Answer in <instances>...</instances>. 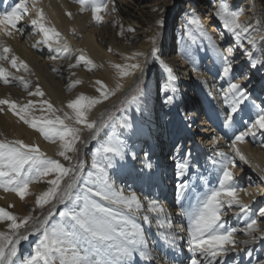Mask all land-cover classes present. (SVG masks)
Here are the masks:
<instances>
[{
    "label": "bare ground",
    "instance_id": "bare-ground-1",
    "mask_svg": "<svg viewBox=\"0 0 264 264\" xmlns=\"http://www.w3.org/2000/svg\"><path fill=\"white\" fill-rule=\"evenodd\" d=\"M234 1L218 0L216 8L219 10L221 4L227 3L230 10H237L236 7L244 1L240 10L242 12L240 22L250 25L249 33L245 35L254 38L255 45H249L247 39L237 41L217 17L218 10L206 14L210 7L203 6L200 11L192 0H180L177 3L176 0H146V3L144 0H103L107 9L100 13L102 16L100 24L93 21L90 9L81 11L78 0H36L34 9L31 8V0H28L32 13L29 11L18 24L23 28V34L14 32L12 37L0 36V51L4 46L9 47L12 50L7 54L9 57L15 55L28 65V71H24L23 68L19 70L12 68L6 61L0 62L11 74L9 84L5 85L0 81V99L8 98L18 105L32 101L33 115L37 117L42 114L49 115L47 105H42L44 100L53 105L57 110L56 115L64 118V114L67 113L72 117L74 113L67 107V103L84 94L100 101L87 110L86 116L88 122H96L97 128L101 129V125L106 123L104 114L110 113L119 103L124 102L125 96L132 91L140 77L139 72L134 75H122L113 66L135 63L136 61L128 60L126 57H131L136 52H143L144 57L138 59L147 58L145 71L150 65L155 68L144 88L145 95L138 97L136 102L131 104L127 102L121 106L118 113L110 121L107 120L108 126L94 136L93 144L88 147L86 156L81 160L84 161V169L74 189V192L83 194L87 188L97 187L90 182L87 173L95 171L91 168L93 153L101 143L113 137L125 141L127 150L134 152L136 159L132 160L128 157L121 162L124 167L119 171L108 169L112 182L118 188H124L126 194L135 192L145 208L147 199L157 200L172 214L173 229L182 237L178 241L179 247L174 249L161 238L159 231L163 230H158L154 222L151 225L145 224L140 217H136V222L145 230L148 247L156 257L151 264H190L193 254L183 245L187 242V219L179 215L181 205L188 206L190 203H195L197 198L209 189L219 186L220 157L217 153L233 155L232 141L235 134L244 131L256 119L257 109L253 105L264 107L262 104L264 68L260 66L252 68L247 57L242 56L244 49H249L254 53V58L264 59V39H261L264 37V0H257L259 3L255 0H236L237 3ZM18 2L19 0H0V11L10 10ZM175 8L178 13H182L176 36L179 47L170 44V41L167 42L170 37L168 35L163 48L155 44L158 55L153 58L150 55L153 47L152 39L153 37L156 39L157 31L162 28L155 22L164 19L166 12L169 9L174 11ZM39 10L43 11L45 26L54 28L60 34L59 43L55 42V38L50 40L49 44L38 43L43 41L44 37L37 28L33 27L31 20L37 18ZM68 13H71V16ZM204 15L208 18L204 19ZM191 18L200 21L207 33L206 36L200 34L197 25L189 23ZM28 30H33V33H30L27 42H22L21 38ZM218 35H222L221 39L216 38ZM208 36H211V42H214L225 55H228L229 48L233 49L232 55L229 56L233 65L230 77H223L221 63L217 59L215 49L211 47ZM65 41L67 51H63ZM241 42L247 44L243 49L238 46ZM34 44L37 45L35 48H33ZM57 48L62 50L57 52ZM81 55L90 59L92 64L81 62L77 67L69 68V64H75L76 58ZM53 56L56 59H52ZM54 68L56 71H53ZM168 68L173 70L175 81H169ZM20 78L29 83L28 89L20 83ZM186 79H189L190 84L186 83ZM236 79L242 84H247L249 100L241 106L244 110L235 114L234 124L225 127L224 121L229 108L223 102L222 89H227L229 83L235 82ZM77 80L81 83L69 91V84ZM97 81H103V85L97 84ZM37 84L45 93L43 97L28 94L29 91L35 92ZM103 93L108 94L106 99ZM169 96L173 97L171 103L167 102ZM0 107L4 108V111L0 112V140L22 139L26 143L38 145L47 157L59 161L65 168L69 166L74 168L78 164L80 145L84 142L85 136L93 132L85 124H75L74 120L65 119L66 124L80 129L79 139L74 142L72 150H65L59 137H56L54 142L46 141L38 131L20 121L7 105ZM200 109L204 111V115L198 118ZM203 117L205 120L201 119ZM247 119L248 125H245ZM123 120L131 123V129L120 127ZM202 125H206L204 131H200ZM191 132L198 133V140L207 139L212 142L210 148L199 147V152L203 159H206L207 164H202L201 170L197 171L198 174L193 173L192 176H188L193 167L190 159L183 156L184 142L180 138L186 137L187 133ZM262 144H264V129L257 131L254 137L247 136L245 142L238 144L247 163L235 157V167L230 169L234 175L233 183L243 189L238 194L239 199L248 206L244 211L235 205L231 208L236 209L243 227L245 221L256 219L258 227L264 229V217L259 216L260 210L264 209V198L256 191L258 187H262L264 191ZM177 145L181 146L179 153L176 151ZM60 151H65L69 159L60 156L58 154ZM184 159L189 161L190 168L184 177L180 178L176 175V165ZM145 163H151V170L144 166ZM246 170L251 178L249 177L244 183L237 180ZM253 177L255 181L258 180L257 187L250 184V179ZM55 178L56 174H51L34 181L29 186L24 199H20L14 192H6L3 189H0V198L6 204L15 203L12 209L17 219L25 216L33 217L35 209L40 207L36 203L37 198L50 187L47 181ZM187 178V183L183 184L186 188H181L180 184ZM69 180L70 176L61 180V189ZM179 181L181 183L177 184ZM176 187H179L178 204L173 197ZM94 199L105 206L116 207L99 197ZM42 206L47 208L48 204ZM176 207L178 209H175ZM64 210L65 205L61 207L59 213ZM59 213L54 216L53 223L59 219ZM223 219L226 221V227H234L232 225L234 221L228 218V213ZM181 228L185 230L181 231ZM256 235L258 238L255 242L248 245L238 244L236 251L216 256L210 264L228 262L261 264L264 262V241L259 239V233ZM235 239L244 240L248 237L236 234ZM95 259L99 260L100 257ZM198 261L202 264L201 262L206 261V257H201ZM206 262L204 264H207ZM134 264H148V262L136 256Z\"/></svg>",
    "mask_w": 264,
    "mask_h": 264
},
{
    "label": "snow or ice",
    "instance_id": "snow-or-ice-1",
    "mask_svg": "<svg viewBox=\"0 0 264 264\" xmlns=\"http://www.w3.org/2000/svg\"><path fill=\"white\" fill-rule=\"evenodd\" d=\"M78 2L82 12L90 9L93 21L97 24L102 23L100 13L107 9L103 0H78ZM35 7L36 0H31V8ZM29 11L28 0H19L10 10L0 11V36L12 37L14 32L23 34V28L18 24ZM68 15L71 16V13ZM216 15L237 41L247 39L249 45H255V39L245 35L249 33L250 25L240 22L242 15L240 10H230L229 5L223 3ZM155 23L158 27H163L165 21L161 18ZM189 23L197 25L202 36L207 35L198 19L191 18ZM31 24L43 34V41L38 43L49 44V41L54 38L55 42L59 43L60 34L54 28L45 26L42 10L38 11L37 18L32 19ZM129 31H134V29H129ZM208 39L210 42L212 41L211 36H208ZM64 43L63 51H67V42ZM152 44L150 55L155 58L158 55L155 37L152 39ZM36 46L34 44L33 48ZM238 46L244 48L242 42ZM211 47L215 49L217 59L221 63L223 77H230L233 65L229 56L232 55L233 49L229 48L228 55H225L214 42H211ZM61 50L60 48L56 49L57 52ZM11 51L9 47L4 46L0 51V62L6 61L14 69L23 68L24 71H28L26 62L15 55L11 57L7 55ZM243 54L249 60L252 68L257 66L264 68V59L254 58V53L251 50L244 49ZM144 55L143 52L133 53L126 59L134 60L135 63L113 66L122 75L140 73L136 82V94L127 101L129 104L145 95V89L141 85L144 83L145 65L148 60L147 58L138 59ZM51 58L56 59L55 56ZM81 62L92 64L90 59L81 55L76 58L75 64H69V68L77 67ZM53 71L56 69L54 68ZM167 71L169 81H175L173 70L168 68ZM10 75L8 69L0 64V81L5 85L9 84L11 82ZM245 79H247L246 74ZM20 83L25 89L29 88V83L22 78H20ZM80 83L81 81L77 80L69 84L68 90L71 91ZM96 83L103 85V81ZM172 91L174 92L175 89L173 88ZM222 93L223 102L229 108L224 125L231 127L235 122V114L243 111L241 106L249 100L247 84H242L236 79L235 82L229 83L227 89H222ZM28 94L40 97L45 95L38 84L35 86V92L29 91ZM103 95L106 99L108 94L103 93ZM172 100L173 97L169 96L167 102L171 103ZM98 102L100 101L95 98L80 94L67 103V107L73 111L74 116L69 117L65 113L64 118H61L55 114L57 110L47 100H44L42 105H47L49 115L42 114L37 117L33 115L32 101L18 105L8 98L0 99V105H7L8 109L18 116L20 121L38 131L46 141L54 142L55 138L59 137L65 150H72L74 142L79 139L78 132L80 131L79 128L66 124L65 119H72L75 124H85L88 129L93 130V136L99 134L100 128H97L96 122H88L86 116L87 110ZM253 107L257 109L256 119L244 131L235 134L232 141L234 154L217 153L220 157L219 186L209 189L197 198L195 203H190L188 206L181 205L179 215L187 219V245L189 252L193 254L190 264H199L197 255L216 257L236 251L238 244L248 245L255 242L258 238L257 233H259V239L264 241V229L258 227L256 219L245 221V227L242 229L226 227V221L223 219L227 210L231 209L233 205L241 211L248 207L239 199L238 194L243 189L233 183L234 175L230 169L235 167V157L247 163L238 144L245 142L247 136L254 137L257 131L264 129V107L256 105ZM3 111L4 108L0 107V112ZM41 111L43 113V107ZM107 126L106 123L101 125V127ZM120 127L131 129L132 125L128 120H123ZM213 142L215 143V140ZM261 147H264V144ZM180 148L181 146L177 145L178 153ZM58 154L66 160L69 159L65 151H60ZM128 157H131L132 160L136 159L135 153L129 152L126 142L120 140L119 137H113L101 143L93 153L91 168L95 171L87 173L90 182L97 187L95 189L89 187L81 194L74 192V189L83 173L84 161L79 162L74 168H65L59 161L47 157L38 145L26 143L22 139L0 140V189L14 192L20 199H24L29 186L34 181L56 174L55 179L47 181L50 187L37 198L36 203L38 206H42L56 200L65 205V210L59 213V219L54 223L50 222L54 215L52 212H49L43 219L25 216L18 220L12 212L0 208V221L10 222L7 225L9 231H0V264H17L18 246L22 242L28 241L33 234H38L35 246L29 255L19 259V264H134L136 256L151 264L156 257L148 247L145 230L141 224L136 222V217H140L145 224L151 225L154 222L158 230H163L159 231L161 238L170 247L178 248V241L182 237L177 235L176 230L173 229L172 214L155 199L145 198L147 199L145 208L141 198L135 192L126 194L124 188H118L112 182L108 169L119 171L124 167L121 162H124ZM144 166L149 170L152 168L151 163H145ZM176 168V175L183 178L190 168L189 161L184 159L178 162ZM66 176H70V180L61 189V180ZM180 187L186 188V185ZM94 197H99L101 200L107 201L109 205L116 207L105 206ZM259 216L264 217V209L260 210ZM180 230L184 231L185 229L181 228ZM238 231H242L248 239H235ZM95 257H100V259L96 260Z\"/></svg>",
    "mask_w": 264,
    "mask_h": 264
},
{
    "label": "rangeland",
    "instance_id": "rangeland-1",
    "mask_svg": "<svg viewBox=\"0 0 264 264\" xmlns=\"http://www.w3.org/2000/svg\"><path fill=\"white\" fill-rule=\"evenodd\" d=\"M143 1V0H142ZM145 3H146V0H144ZM180 1V0H176V3ZM193 2L195 1V4L197 5V9L202 11L201 9L203 8V6H207V7H210L209 9V12L206 13V14H209L211 11L212 12H216L218 10V8H216L217 4H218V0H192ZM227 1V0H226ZM257 1V0H255ZM234 3H237L236 0L234 1ZM257 3H259L257 1ZM233 4V3H232ZM244 4V1L243 3H241L240 6H237L235 4L236 9L237 10H241V6ZM245 6V5H244ZM259 7H261L260 5H258ZM30 13H32V11H30ZM205 13V12H204ZM181 14L182 13H178L177 12V8H175V10H171L169 9L168 12H166V15L164 16V26L162 28H160L157 33H156V44L163 48V46L165 45V40L167 38V36L169 35V40H167V42L169 43L170 41V44L172 45H175V47H179V41H178V37L177 36V31H178V27L180 26V18H181ZM249 15V14H247ZM204 19H207L208 17L207 16H203ZM214 25L211 27L213 29ZM210 28V30L212 31V29ZM218 28V26H217ZM219 29V28H218ZM30 33H33V30H28L26 32V34L21 38L22 42H27V40H29V36H30ZM216 34V33H214ZM221 36L222 35H218L216 36L217 39H221ZM230 38V37H229ZM243 45H247V44H243ZM177 47V48H178ZM241 49V48H240ZM239 49V50H240ZM243 51V50H242ZM240 52V51H239ZM244 52V51H243ZM242 52V56L244 55ZM175 53L177 54V49L175 51ZM241 56V55H240ZM47 58L48 55H47ZM210 60V58L208 59V61ZM150 64V62H149ZM202 68V67H201ZM155 71V68L150 65L147 70L145 71L144 73V83L143 85H141V87L145 88L147 82H148V79L152 76L153 72ZM189 79H186V83H189ZM190 84V83H189ZM136 88H137V84L135 85V87L132 89V91L127 94L124 99V102H121L119 103L114 109L113 111H111L110 113H105L104 114V118H106V123L108 122L107 120H111L112 117H114V115H116V113H118V111L122 108L121 106H123L124 104L127 103L128 100L131 99L132 95L136 94ZM134 93V94H133ZM130 95V96H129ZM264 105V102L262 103ZM198 118L200 116H203L204 115V111L203 110H198ZM203 120V118H201ZM245 121V120H244ZM247 122H245V125H248V119L246 120ZM104 127H102L100 130H102ZM206 129V125H202L201 128H200V131H204ZM192 136V137H191ZM198 133L196 132H191V133H187L186 137H182L180 138L183 142H184V158H189L190 159V162L192 163V167L190 169V172L188 173V176H192L193 173L195 174H198V170L202 168V164L206 163V159L201 156V153L199 152V147L200 146H206V148H210V144L212 142V140H207V139H204V141L201 139L198 140ZM93 132L91 133H88L86 136H85V139H84V142L80 145V149H79V154H78V163L81 162V160H83V157L86 156V152H87V149L89 146H91L93 144ZM199 145V146H198ZM82 155V156H81ZM202 157V158H201ZM204 160V161H203ZM207 164V163H206ZM67 168H71V166L67 167ZM198 171V172H197ZM249 173H248V170L242 172V176L238 177L237 180L241 181V182H247V180H249ZM251 178V177H250ZM255 177H253L252 179H250V184L254 187V186H258L256 185L257 184V181H255L254 179ZM188 181V178L187 179H184L182 181V183L179 181L177 182V184H180L183 185V184H186ZM69 182V181H68ZM67 182V183H68ZM66 183V184H67ZM62 187V189L65 187V185ZM262 187H258V189H256V191L260 194V196L262 198H264V191L261 189ZM178 193H179V187H176L175 189V193H174V201L176 204H178ZM260 197V198H261ZM0 201L4 202L2 198H0ZM15 203H1L0 202V208H4L10 212H12L14 215H15V212L14 210L12 209V207H9L10 205H14ZM48 204V207L45 208L44 206H40L38 207L37 209H35V214L33 215V219H36V218H40V219H43L45 216L48 215L49 212H52L54 215L52 217V220L50 222L53 223V218L54 216H56L59 211L61 210V207L64 205V204H61L59 203L58 201L56 200H53V202H50V203H47ZM7 205V206H6ZM179 208V206H177ZM175 208V209H178V208ZM40 208V209H39ZM45 210V211H44ZM227 213H228V218L231 220H233V226L236 227L237 229H242L243 228V223L242 222H239V216L237 215V211L236 209H228L227 210ZM19 219H22V218H19ZM18 219V220H19ZM8 223H10L9 221H0V231H3V232H7L9 231L7 225ZM31 223V222H30ZM238 235L240 236H244L245 234L242 232V231H238L237 232ZM38 239V234H33L32 236H30L29 240L28 241H24L22 242L19 246H18V255H17V264H19V259L29 255V253L33 250L34 246H35V242L36 240ZM187 250H188V245H187V242L183 244ZM187 245V246H186ZM198 259L203 256H200L197 255ZM211 258V259H209ZM214 257H206V261H203L201 262L202 264H204L205 262L207 264H210L211 261H213ZM217 261V259H216ZM236 264V262H234ZM240 263V262H239ZM238 263V264H239ZM227 264H230L229 262ZM240 264H243V263H240Z\"/></svg>",
    "mask_w": 264,
    "mask_h": 264
}]
</instances>
